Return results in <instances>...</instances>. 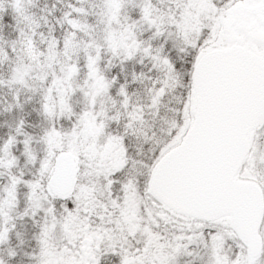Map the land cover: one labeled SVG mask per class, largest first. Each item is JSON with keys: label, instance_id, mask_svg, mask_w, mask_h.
<instances>
[{"label": "snow or ice", "instance_id": "1", "mask_svg": "<svg viewBox=\"0 0 264 264\" xmlns=\"http://www.w3.org/2000/svg\"><path fill=\"white\" fill-rule=\"evenodd\" d=\"M0 264H264V0H0Z\"/></svg>", "mask_w": 264, "mask_h": 264}]
</instances>
